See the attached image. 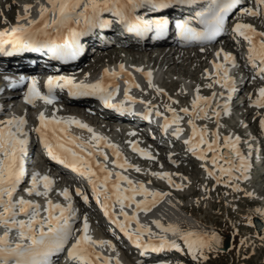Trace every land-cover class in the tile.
Here are the masks:
<instances>
[{
  "label": "snow or ice",
  "instance_id": "snow-or-ice-1",
  "mask_svg": "<svg viewBox=\"0 0 264 264\" xmlns=\"http://www.w3.org/2000/svg\"><path fill=\"white\" fill-rule=\"evenodd\" d=\"M240 4L241 0H205L204 3H201V0H46V3L39 4L36 18H32L31 14L33 5L25 4L23 14L16 15L17 23L10 29L0 30V54L12 56L16 53L47 50L55 59L75 60L84 53L81 37L87 36L95 29H105L113 25V20L103 17L105 13H111L125 32L134 33L140 39L147 38L150 34H154L153 39L163 38L168 34L170 24L174 23V30L181 41L211 42L226 31L230 13ZM186 5H196L199 10L195 11L194 16L176 18L174 21L161 14L163 10ZM240 11L243 16L264 18V0H253L251 6H243ZM193 21L200 27L194 26ZM231 31L237 43L241 38L247 42L245 66L254 69L252 79L264 80V31L258 30L252 23L242 21H237ZM201 51L204 49L201 48ZM215 57L214 71L205 70L206 77L212 79V83L207 86L220 85L227 90V98L223 100L222 105L217 101L213 106L212 102L217 94L205 97L200 95L197 88L191 101V109H180V112L190 116L187 123L191 126V135L184 143L188 146V152L205 161L202 167L216 184H223L234 191H242L238 182L250 179L252 145H249V153L245 155L238 147L240 136L229 134L221 137L219 131L220 117L222 114H229V101L236 91L230 70L239 66L236 57L223 48L215 52ZM137 71L143 72L144 69L138 68ZM122 74L127 76L126 84L139 87L133 84L131 73L127 72L124 64L119 65L118 71L103 69V75L91 83L69 75H50L45 82L46 92L40 90L39 81L35 76L21 75L18 79L5 76L4 79L8 81L7 86L11 89H16L27 81L24 101L29 105H35L38 100L52 105L57 100V90H67L70 97H98L107 108L119 113L137 114L131 107L137 102V98L130 95L128 89L124 91V99L113 102L119 92L115 78ZM145 75L148 77L149 87H153L151 71ZM155 90L158 94H164L162 88L157 87ZM219 95L223 97L225 93L221 92ZM249 99L252 106L264 109V86L257 89L255 99H252V94L249 93ZM169 100L172 98L169 97ZM139 102L146 107V111L142 113L145 118L150 119L154 110L155 115L164 117L165 132L172 125H175L173 136L179 137L184 132L181 127L183 117L170 104H165L164 107L172 114L171 118L160 112L152 101L141 99ZM172 103L178 101L173 100ZM213 117L216 121L214 130H210L207 125L196 123L197 120ZM38 121L39 125L33 130L38 134L39 142L46 150L47 156L72 170L91 185L95 201L103 209L104 215L137 249L142 250V255L149 250L152 253L169 250L184 252L185 248L178 242L182 241L193 261L203 264L209 259L208 253L220 249L222 238L214 230L185 231L175 224L166 226L157 219L152 222L159 229V232H155L151 226L141 223L139 213L150 212L170 193L149 189L143 182H134L121 171L113 173L108 167L109 162L119 169L134 167L137 172L141 169L123 159L118 146L109 143L106 137L96 133L87 123L72 116L57 117L53 114L50 117L44 111L39 113ZM26 125L27 119L24 116L13 115L0 119V226L4 228L0 234V264H56V258L65 252L66 264H122L116 245L111 240L94 237L86 213L82 215L80 228L74 227L77 212L73 207V194L69 187H64L60 192L67 204L54 202L49 198L41 205L36 200L17 195L25 176V157L29 146L30 132L26 130ZM71 125L86 129L91 133L90 138L85 141L72 134L69 130ZM259 126L264 130V117L260 118ZM130 135L135 136L136 133L131 132ZM221 139L223 145L220 143ZM130 144L134 152L147 159H156L150 151L139 148L135 141ZM105 147L112 149L116 159L109 161L107 153L103 151ZM221 148L229 151L221 152ZM208 153H211V156ZM97 155L103 157V161L97 159ZM169 158L171 159V156ZM122 159L123 162H120ZM208 161L213 165L211 169L207 167ZM151 175L167 180L168 184L176 189L187 186L176 183L172 178L173 174L167 171L152 172ZM234 181L236 183H233ZM122 182H126L127 186ZM53 186L54 180L49 175L33 172L30 187L26 188L25 192L30 197L47 198L53 191ZM204 188L207 191V186ZM75 195L85 204L89 202V195L82 189L76 188ZM245 195L252 197L254 193L245 191ZM127 209H132L131 214ZM257 211L264 216V209ZM248 223H252L251 218ZM13 231L16 233L15 239L11 235ZM168 233L177 238L170 239ZM259 239L264 241V235H260ZM240 244L247 246V239H241ZM104 248L110 249L116 255H106L102 251Z\"/></svg>",
  "mask_w": 264,
  "mask_h": 264
},
{
  "label": "bare ground",
  "instance_id": "bare-ground-1",
  "mask_svg": "<svg viewBox=\"0 0 264 264\" xmlns=\"http://www.w3.org/2000/svg\"><path fill=\"white\" fill-rule=\"evenodd\" d=\"M41 3H46V0H28V1L24 0L23 3L21 2V4H22L21 7H19V5L13 4L14 13H11L9 15V17H10V20H9L10 24L9 25H13L14 26L17 23V20L15 18H14V20L11 19V18L14 15H17V13L23 14V5H25V4L33 5L31 14H32V18H35L36 14H38L39 4H41ZM243 6H245V4L241 3L240 6H239V9L235 12V15L238 14L236 21H251V19H250L251 17L241 15L240 9ZM23 22L24 21H21V23H23ZM261 30L264 31V29H262V28H261ZM163 40H165V39H163ZM219 42H220V44H222L223 41H219ZM235 43H237V42L235 41ZM231 44L232 43H229L228 41H225V43H224V45L227 46V47L229 45H231ZM243 44H244V46H246V41L242 40V41L238 42V46L239 47H242ZM101 46H102L101 52H98V55H97L98 59H103V57L106 56V54L111 49V48H107L105 44H102ZM136 46L137 45L130 44L129 47H136ZM244 46H243V48L245 49V52H246L247 49ZM177 47L178 46H176V47L175 46L160 47V51L157 50V52L154 54L153 50H156V48H153L151 50L150 46L149 47L148 46L147 47L146 46H141L140 48L138 47L137 50H134V51H138V52L143 53V57L144 58H141L139 60L138 59H134L137 62H133V60H131L130 57H128L126 54H124L122 56H119L120 60L115 63V66L113 64V61H112V63H110L108 61V62L103 63V64L106 65V66H104L105 68H108L110 70L118 68L120 64H124L126 70L129 69L130 65H132L134 67H140V68H143V69L144 68L145 69H149L147 71H151V73H152V78L151 79H152L153 87H149V81L147 82V84H141V85L136 84V85H139V87L130 86L131 88H127L129 90V94H134L133 92H136L134 90H136V88H140L141 87L143 90L146 91V93L144 94L146 96L145 97L146 99L151 98L150 95H153V99L154 100H152V101H156V102L159 103V107H158L159 109H161L162 107L165 108L164 107L165 104H170L171 107L175 108L177 110V112L181 116H184V114H182V112H180V109L184 108V107H188L189 109H191V101H192V99L194 98V96L196 94L195 92H192V91L197 90V88H188L186 82H183V81L178 82V81H176V83L172 82V84H177L176 85L177 89H178V87L180 88L179 92H177V90H175V89H171V91H169V89L167 90V87H166V88H163V89H166V91H164V94H158L155 89L157 88V84L156 83L158 81V76L160 75L161 68H163L166 73H171V74H174V75L179 74V75L183 76L184 74H187V72H186L187 68H190L192 65H197V63H198L199 66H202L203 64H206V63H204L205 60L203 58H201V57L207 56V59H209V61L207 60L208 61V70L207 71L208 72H213L214 71V69H213V61L216 59L215 52L217 50L221 49L222 47H220L218 49H212L209 53L204 49L205 45H196V44L194 45L193 44L191 46L192 48L190 46L189 47H185V48H177ZM201 48H203L204 51H201ZM231 48H232V46H229L228 49L224 48V50L227 51V52H230ZM132 49H136V48H132ZM86 51H88V50H86ZM205 53H207V54H205ZM85 56L87 57V55H85ZM85 56L83 57V59L85 58ZM147 58L151 62H153L156 66H158V65L159 66L157 68H155V67L154 68H150V66L149 67L148 66L145 67L146 66L145 63L147 61L146 60ZM221 59H222V57H221ZM122 60H124V61H122ZM140 62H142V63H140ZM147 65H150V64H147ZM102 67L103 66H100L99 68H97L96 72L99 71V72H101L103 74V69L104 68H102ZM83 68H81L79 72H83L84 74L91 75L90 76L91 78L92 77L99 78V75L98 76L95 75L96 72L94 70L91 73H87V71H88L87 68L86 67H85V69H83ZM235 69H236V67H232L231 70H230V75L233 78L235 77L233 75ZM132 71H134L136 73V70H132ZM122 76H125V74H123ZM239 76H240L241 79H244L243 75L240 74ZM115 82L117 84L116 79H115ZM137 82H138V80H137ZM243 83H244V86L242 88H245V86L247 84V81L245 80ZM0 86L1 87L4 86V83H1V81H0ZM261 86H258L256 88V92H257V89L259 87H261ZM239 87H241V85ZM212 88L214 89L213 93L217 94L216 95L217 99L219 98V96H220L219 93H220V91L222 89H223L224 93H225V91L227 92L226 89L222 88L220 85H217V84H213L211 89ZM122 89H123V85L121 86V90L120 91H122ZM211 89L208 88V86H205V87L204 86H200L199 87V92H201V94H202V92L208 93ZM239 96L240 95H238V97ZM1 97H3V98H1ZM8 97L9 96H5L4 97L3 93H1V95H0V104H2V100L5 99V98H7V99L4 100L3 105L9 106L11 104V102L13 104V106L11 108L12 110H10L7 113V117H10V116H13V115L24 116L27 119V124H29V125H34V124H32V123H34V120H35V118H33V113L36 114V117H37L36 119L37 120L35 122L37 123V126L39 125V121H38L39 113L41 111H44L43 109H45V108H46V111H44V112L46 113V115H48V113H49L51 115L55 114L57 117H69V116H72V117H76L77 119L83 121L84 123H87L90 127H91V125H94V124H91V121H90V123H88L89 122L88 118L91 117V115L87 116V114L90 113L89 111H88V113H86L87 111H80L78 113V110L77 111H68V110H66V111H61L60 112L59 108L57 106L46 105V104H44L43 101H39V100L35 103L36 107L32 108L30 106L27 107V104L24 103L23 100H21V99L19 100V98H17L14 95L10 99ZM169 97H171L172 100H169ZM179 97H184V98L188 97L189 101H186V100L184 101L182 99H179ZM238 97H237L234 105H233V100H232V106H231L232 109L230 108L229 114L231 113V111H234V110H236L239 107L240 104H238V100H239ZM255 98H256V96H255ZM178 99H179V101H178ZM173 100L174 101H178V103H172ZM14 103H15V105H14ZM214 103H215V100H213L212 104H214ZM222 103H221V105H222ZM137 104H138V102H137ZM51 108H53V109H51ZM26 109H27V111H26ZM24 110L26 111V113L24 112ZM162 113L168 114L170 116V118H171L172 114L170 112H168L166 110V108H165V110ZM260 113H261V117H264V109H260ZM209 114H210V112H209ZM229 114L225 115V119H228V121H229L228 124L231 127L230 129H231L232 133L235 134L236 132H238V133L241 134L243 132V129L241 127L236 126V123L233 122V119H232V118H235V116L237 117L238 113L236 111H234L230 115ZM249 115H251V111H249V110L247 112H243L242 114H240V116L243 118V120H245V121H249L250 120V122H251L253 120V118H249L250 117ZM185 118H186V116H185ZM186 119L189 120L190 116L187 115ZM220 119H221V117H220ZM29 121H30V123H29ZM210 121L213 122L212 124L214 126H209V125H211ZM214 121H215V117H213V120H211V119L197 120L196 123L198 125H207L210 130H214L215 127H216V125H215L216 121H215V123H214ZM160 123H162V124H157V123L156 124H148L147 126H149L152 129L150 132H151V134L153 136L155 135L156 138L159 137L158 139H159V141H161V145H158V143L155 144V142H153V140L151 138H148L145 135H141L139 133L136 134L135 136L130 135V133L134 132L135 129L129 130L130 132L122 131L121 134L119 133L117 135V138L112 139L113 136H114L113 134H109V132H101L98 128H96L94 126H92V128H94V131L96 133H99L101 136L106 137L107 141L109 143L117 145L118 146V151L122 154V158L126 159L128 161V163H130L129 162V158L126 156V152H124V149L128 150L133 155H136L137 157H139L146 164L148 163L149 165H152V168L154 167V170L156 172L167 171L169 173H172L173 174L172 178H173L174 181L176 179L181 180L182 182L185 181L184 177H186L187 173H189L191 171H195L198 168V165H197L198 163H201V167L200 168L204 169V167H202V164H204L205 161H201L199 159L198 163H196L194 160H191L192 157L190 158L186 154L182 153V155H181L182 159L176 154L177 151L178 152L188 151L187 150L188 146L184 143V141L186 139H188V137L191 135V133H189V131L191 130V126L189 125L190 127H188L185 123H183L184 129L187 128L188 131L185 130V132H183L179 137H177V141L174 143L172 138L176 137V136L172 135L171 127H169L167 132H165L163 130L164 119H163V121H160ZM97 126H98V124H97ZM106 126H111V124L106 123ZM110 128H112V127H110ZM255 132H254V135H252L253 133H251L249 135V137H251L252 139L254 138L253 139V141H254L253 143L256 144V147H253V148L257 149L259 147L260 142L256 139L257 136H256ZM262 135H264V130H263ZM244 136H245V134H244ZM121 137H124V139L122 140L121 143H119L117 140H119ZM88 138H90V135H87L86 139L88 140ZM209 139H211V136L209 137ZM111 140H113V141H111ZM131 141H135L139 148H143V149H146V150L150 151L156 157V159L155 160L147 159L146 157L141 156L138 152H134L132 147H131V144H130ZM168 142L170 143L169 145H168ZM177 142H178V144H177ZM220 143H221V145H223V139H221ZM173 144H177V147H175V145H173ZM244 145H245V143L243 141H241L240 144L238 145V147L240 148V150L242 152L246 151L247 152L246 155H247L248 154V150H249V146H246L244 148ZM262 145H263V143H262ZM253 148L251 149V153H253V152L255 153V150ZM103 151L105 152V150H103ZM109 151L112 154L111 156H113L116 159V157L113 155L112 149L109 148ZM208 155L211 156V153H208ZM259 155H260V152L257 154L256 158ZM263 155H264V153L262 154V157H263ZM170 156H171V159L169 158ZM262 157H261V161L259 163H256V164H258L257 168H260V167L263 166ZM123 159L120 162H123ZM178 159H181L179 161V163H177L178 161H176ZM188 159L191 161L190 165L186 164V161ZM254 159H255V157H253V161H254ZM40 160H42V157L38 156L36 158V161L32 162V163H36V165H40V162H39ZM102 161H103V158H102ZM109 161H111L110 158H109ZM173 161H175V163H173ZM221 163H222V161H221ZM167 164L174 165V166L168 167ZM41 165H46V164H41ZM108 167H109L110 170L113 171V173H115L116 171H121L124 175H127L134 182H142V181H138V180L133 179L128 174L127 170L131 169V168L119 169L118 167H116L115 165L111 164L110 162L108 163ZM207 167L209 169H211L213 167V165L211 164L210 161L207 162ZM205 172L206 171L204 169L202 173H205ZM262 172H264V170ZM217 174H219V173L217 172ZM42 175H49L51 178H53L52 177L53 175H51L50 173H47V172L43 173ZM249 175H250V179L249 180H241L240 182H242L243 184H239V185H243L244 186L242 188V190L244 192L247 191V192H253L254 193V196L250 197L249 201L256 202L257 205L255 207H253L251 211H253L254 215H256L257 217H259L260 219H262L264 221V216H261L258 213V211H257L258 209H264V198L261 197L258 194L259 192L264 191L263 185H260L258 183L259 180L264 179L263 178L264 174H259V176L257 178V177H255L254 173L252 172V169L250 168ZM113 176L115 177V175H113ZM150 177H152L155 181H159L160 183H162L163 186H168V187L174 188V187H172V186H170L168 184L167 180L159 179V178H157L155 176L154 177L150 176ZM67 178H69V177H67ZM147 178H148V176L146 175V179ZM73 179H72L73 181L70 180V182L72 181L71 182L72 187L74 186L75 188H80L85 193L89 192L91 194V192H92L91 191V187H89V189H88V187L85 186L84 181L82 179H80L78 177H73ZM27 180H28V178L26 176L24 182L27 181ZM213 182H215L214 179H213ZM143 183L149 189L154 190L153 188H151L149 185L146 184L147 182L146 183L143 182ZM233 183H236V182L234 181ZM215 184H216V182H215ZM224 187H226V186L224 185ZM26 188H28V185L23 183L18 188L19 190L17 192V195L18 196L23 195L26 199L36 200L41 205H44L46 199H49V198L52 199L54 202H59L61 204H63V202H65L64 204H67V202L64 200L63 196L60 195V192L64 188V187H62L61 184H54L53 191L49 194V197H47V198H45V197H36V196H31L30 197L25 192ZM226 188H229V189L233 190L230 187H226ZM69 189L71 190V186H69ZM180 192L177 195H178V198H182V200L184 198H187V197L191 196V194L195 193V192L186 193L184 191H180ZM92 198L95 199L94 195H92ZM161 202L162 203L160 205H156L155 207H153L150 212H147V213L140 212L139 213V219H140L141 223H144V224H147V225L151 226L153 231H155V232H159V229H157L155 224L152 223V222L154 220H157V219H159L162 223H166L165 224L166 226L168 224H175V225H178L182 230H185V231L193 230V231H197V232H204L203 230L194 229V227H195L194 224H195V221L197 222V220L190 214L189 207H180L178 205V203L172 202L171 198H167V196L164 197ZM21 218H23V217H21ZM89 221H90V219H89ZM90 225H91V230L95 231L97 233V236H99V237L104 236L103 231H101L100 229L92 226L91 223H90ZM3 231H4V228L2 226H0V234H2ZM11 235H12L13 239L16 238V233L14 231H13V233ZM168 237L170 239L177 238L172 233H168ZM231 243H232V240H231ZM175 253H176V251L173 252V254H175ZM151 255H154V254H150L149 253V256H151ZM123 256L126 257V255H124V254H123ZM127 257H129V256H127ZM152 258L153 257H149L148 260H146V261H144L142 263L141 262H136V261L133 260V264H174L170 259H163L162 260L159 257V259L154 260ZM129 259L132 261V259L130 257H129Z\"/></svg>",
  "mask_w": 264,
  "mask_h": 264
},
{
  "label": "rangeland",
  "instance_id": "rangeland-1",
  "mask_svg": "<svg viewBox=\"0 0 264 264\" xmlns=\"http://www.w3.org/2000/svg\"><path fill=\"white\" fill-rule=\"evenodd\" d=\"M24 1V0H23ZM28 1V0H27ZM252 0H249V3L247 6H251ZM246 6V3H245ZM3 8V7H2ZM4 9V8H3ZM11 13H14L13 8H10L7 6L5 10H3L4 19L10 20L9 15ZM6 15V16H5ZM238 14H236V17L234 18V21H236ZM251 21H257L255 22L258 24L262 29H264V20L260 17H251ZM5 20V21H6ZM3 21V20H2ZM4 21V22H5ZM207 45L204 47V49L209 53L212 49H218L222 47L223 49L226 48L225 45ZM214 45V46H213ZM112 47V46H111ZM114 47V46H113ZM137 47V46H136ZM136 47H129L127 48L126 52L125 50H117L114 48H111L110 51L106 54V56L103 57L108 59L109 55L118 54L119 56H122L126 54L128 57L132 54L133 59H141L143 57V53L134 51ZM109 48V47H107ZM192 48V47H191ZM228 49V48H227ZM158 49H156L157 52ZM207 54V53H205ZM98 55V53H97ZM97 55L94 56L93 63L99 64L102 60L101 64H103V59H98ZM86 58V56H85ZM205 60L202 66L192 65L190 68H187L186 72L187 74H184L183 76L179 74H171L166 73L163 68L160 70V75L158 76L157 81V87L158 88H166L167 90L171 91V89L177 90L179 92V87L177 89V84H172V82L176 83L178 82H186L188 88H199L200 86H207L212 83L211 78H207L205 75V70H208V61L207 56L201 57ZM206 58V59H205ZM105 59V60H106ZM131 60H133L130 57ZM129 59V60H130ZM147 60V59H146ZM208 60V61H207ZM94 64L91 65V67L87 68V73H91L93 71ZM90 68V69H89ZM235 69L233 75L236 76ZM240 75V74H238ZM166 76V77H165ZM166 78V79H165ZM259 85V81L253 80L249 81L248 85L241 91L239 97L241 99V96L247 97V101L244 102V104L239 105V107L234 110L238 113V116L233 119V122L236 123V126L241 127L243 129V132L240 134L236 132L235 134L232 133L231 127L228 124V119H225V114L221 115L220 119V133L221 137L224 135H232V136H240L241 140L249 146V144H253V139L249 137L251 133L254 135L255 128H256V121L259 117L261 118L260 109L252 106L251 100L249 99V93L252 94V99H255V96L253 95L252 91L255 89V87ZM211 89V87H208ZM166 91V89H164ZM214 89L212 88L208 93L199 92L200 95L205 97H211L213 94ZM196 93V90L192 91ZM179 99L182 100H188V97H179ZM178 99V101H179ZM183 101V102H184ZM182 102V103H183ZM215 106V103L213 104ZM53 109V108H51ZM251 111V115H249V118H253V120L250 122L243 120V118L240 116L243 112ZM234 111H231L233 113ZM230 113V114H231ZM229 114V115H230ZM211 115V111L210 114ZM185 120H187V116H182ZM95 118V117H94ZM228 118V117H227ZM90 119H93V117H89ZM208 122V121H207ZM30 123V121H29ZM211 125L214 126L212 121H210ZM209 123V124H210ZM215 123V121H214ZM216 125V124H215ZM252 130V131H251ZM245 134V136H244ZM124 137H121L119 140H117L119 143L122 142ZM124 152H126V156L129 158L130 164H134L135 166L139 167L141 169L140 172H137L135 168L128 169V174L135 180L147 182L146 184L149 185L151 188H153L155 191H161V192H169L170 195L167 196V198H171V201L174 203H178L180 207H189L190 214L197 220L195 221V227L194 229L203 230L204 232H210V231H216L222 238V241L225 238H230L232 240V247L227 251L224 252L222 250L218 251H212L208 253L209 259L206 262H203V264H264V241H261L259 239L260 235H264V221L253 214L252 208L257 205L256 202H251L250 197L245 195V192L242 191H234L229 188L224 187L223 184H215L213 182V179L211 177H208L207 173H202L203 168H197L195 171H191L187 173L186 177L187 179L185 181H181L176 179V183H183L187 185L183 189H176L171 188L168 186H163L162 183L159 181H155L151 175L152 172H156L154 170V167L152 168V165L146 164L144 161H142L139 157L136 155H133L128 150L124 149ZM246 155V151L242 152ZM181 159H178L177 163H179ZM263 160V158H262ZM191 161L188 159L186 161V164L190 165ZM168 167L174 166L167 164ZM46 166V165H45ZM264 170V162L263 166L260 168L253 169L252 172L254 173L255 177L258 178L259 174H264L262 172ZM197 171V172H196ZM146 175L148 178L146 179ZM154 177V176H153ZM264 178V177H263ZM146 179V180H145ZM199 180V181H198ZM26 182V181H25ZM27 183V182H26ZM25 183V184H26ZM239 184H243L242 182H238ZM258 183L260 185H263L264 188V179L259 180ZM204 186H207V191H205ZM241 189L244 187L243 185H240ZM184 191L186 193H192L191 196L184 198H178V193L180 191ZM181 193V192H180ZM261 197L264 198V191L258 193ZM169 200V199H168ZM160 202L157 205H160L162 202ZM88 217H91L88 215ZM251 218L252 223H248V219ZM255 218H258L263 222V227L261 229V232H257L255 228L254 220ZM90 219V218H89ZM164 225L166 223H163ZM247 239L248 244L247 246H242L240 244L241 239ZM254 245V247H253ZM175 252V250H173ZM178 251H176L175 254H177ZM174 254V255H175ZM180 254V252H179ZM167 256V255H166ZM165 256V257H166ZM185 257V260H180L179 264H196L195 261H193L192 258H190V255L182 256ZM167 258V257H166ZM173 262V261H172ZM175 264V262H173Z\"/></svg>",
  "mask_w": 264,
  "mask_h": 264
},
{
  "label": "water",
  "instance_id": "water-1",
  "mask_svg": "<svg viewBox=\"0 0 264 264\" xmlns=\"http://www.w3.org/2000/svg\"><path fill=\"white\" fill-rule=\"evenodd\" d=\"M227 151H229V150L225 149V148L222 150V152H227ZM254 223H255L256 231L261 232V229L263 227V222L261 220H259L258 218H255ZM230 245H231V243H230L229 239H226L224 241L222 250L227 251L230 248Z\"/></svg>",
  "mask_w": 264,
  "mask_h": 264
}]
</instances>
